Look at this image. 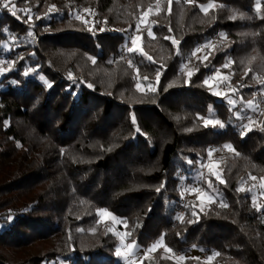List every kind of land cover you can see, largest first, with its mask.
Wrapping results in <instances>:
<instances>
[{
	"label": "trees",
	"instance_id": "trees-1",
	"mask_svg": "<svg viewBox=\"0 0 264 264\" xmlns=\"http://www.w3.org/2000/svg\"><path fill=\"white\" fill-rule=\"evenodd\" d=\"M164 1L149 18L154 38L141 30L143 51L131 53L125 50V31L142 25V11L154 0H16L17 8L31 9L17 16L0 8V57L10 61L0 73V164L7 161L0 166V264H125L116 255L120 241L111 232L70 236L64 248L30 252L38 240L68 233L72 222L50 214L68 208H91L79 219L87 223L96 222L99 209L108 210L126 222L128 241L142 247L163 236L173 252L203 249L217 264H264V200L255 201L258 212L252 192L247 187L237 191L249 176H264V109L245 130L229 110L225 96L232 92L215 95L203 83L219 69L242 87L233 95L238 102L260 93L264 0H214L218 3L207 13L198 3L209 0ZM215 30L226 38L209 48L206 61L192 71L184 69ZM30 31L38 34V46L31 43ZM228 60L231 64L224 67ZM29 68L33 71L24 75ZM157 68L156 91L138 93L137 82L157 81ZM212 113L225 127H204L202 118ZM18 121L30 126L37 139L55 144L49 153L63 169L73 205L70 200L62 210L55 203L58 197L49 196V185L42 187L52 158H45L43 147L35 146ZM225 144L234 149L218 165L226 183L212 173L199 183L220 192L227 207L212 203L193 215V202L182 190L192 183L209 148ZM145 259L142 264L173 263L165 249ZM199 262L191 254L182 264Z\"/></svg>",
	"mask_w": 264,
	"mask_h": 264
},
{
	"label": "rangeland",
	"instance_id": "rangeland-1",
	"mask_svg": "<svg viewBox=\"0 0 264 264\" xmlns=\"http://www.w3.org/2000/svg\"><path fill=\"white\" fill-rule=\"evenodd\" d=\"M163 2H165V1L164 0H154V2L150 6L145 7V9L142 11V18H141L142 25L140 26L141 30L145 29L148 32V28L151 27V25H152V22L150 23L149 18H151V16L156 15L159 12ZM208 3H212L213 5H216L218 2L214 1V0H209V1H206L204 3H198V5L201 6V5H205ZM167 4H169L168 0H167ZM86 10H87V8H86ZM86 10L85 9L81 10V12H80L81 16H83L82 12H85ZM94 13L95 12L93 11L92 17L96 16ZM86 17H87V15H86ZM92 17H90V18H92ZM30 23H33V22H30ZM101 24H102V22H101ZM134 30L135 29H133V30L128 29L125 31L126 36H127V41L125 43V50L126 51H127V47L132 46L129 38L135 34ZM32 33H33V35L29 36V39L33 45L38 46L39 45V36H38V34H36L34 32H32ZM219 33H220L219 30L213 31V33H211L205 37L206 41H208V42L211 41L214 44L216 41L220 40V38H221L219 36ZM143 43H144V38L142 37V39L137 42V45H138V51L137 52L143 51V48H142ZM20 45H24V42H20ZM11 46H12L11 42L5 43L6 50L10 49ZM205 55H207V56L209 55V48H202L200 55H195V56L189 57V59L184 62V65H183L184 69H189L190 71H192L193 68L196 67V64L198 62H200L199 58L203 57ZM3 56L0 57V69H3L4 70L3 72H5L10 67V61L6 60ZM127 59H128V56H126L125 60H127ZM217 70L219 71V69H217ZM217 70H214L213 74H212V76L214 75L216 77V79L210 80V84L212 85L214 92H219L220 96H224L227 93V91L232 92V94L226 95L225 98L231 97L237 101V99L234 98L233 95L236 94L238 89L239 90L242 89V87L238 86V85H234L233 83L229 82L225 72L219 71V75H217ZM156 79H157V77H156ZM257 81H259L261 83V81H264V78L260 77L257 79ZM157 82L158 81L150 82L147 80L146 82L143 83L140 81L139 83L141 84V89H143V90H138L136 88V84L138 82L135 84L134 88H135V90L138 91V93L143 92V91H149L147 85L151 84L153 87L156 88ZM261 88H264V83H261L260 89ZM232 89H235V91H232ZM256 92H257V90L254 91L255 96L254 95L253 96L245 95L246 98H244L243 103H240L237 101L236 107L234 108V112L235 113L239 112L241 108H243L247 105L248 101H253V108L248 110L247 112L242 113V115L250 116V117H252V120H253V118H257L259 116L260 111L262 109H264V94H262L260 91H259L260 93H258V94ZM226 100H227V98H226ZM207 118L216 119L217 117L215 114L212 113ZM242 121L244 122V124L249 123V121L247 119L242 120ZM5 122H7V123H5ZM5 122H4V126L7 127L10 124V121L6 120ZM18 123H20V125L24 129V134L30 135L31 140L34 144H36L35 145L36 147H39V149L41 147H43L44 151L48 154L47 157H45V158H47L48 160L50 158H52V161L49 162V165H47V173H48L47 177L49 178V180H48V182H44L41 185H42V187H45V188L47 185H49L47 191L48 190L53 191V194H51L49 196H51V197L54 196L55 198L58 197V199L55 203H56V205H60L62 210H64V208H67L68 205L70 204V202H69L70 200H71V203L73 202V199H70V197L67 196L66 190L68 189V187H67L68 184L64 183L66 178L63 176V169L57 166L58 164H56V162L54 160L56 158L54 157V155L51 156L49 153V151L51 152V150L54 149L55 144L48 139H45V140L37 139L34 135H32V131H31L30 126H27L25 122L18 121ZM250 127H252V124L250 125ZM245 130H247V129H245ZM7 144L8 143H6L5 146ZM209 149H213L216 151H213L212 156L211 157L207 156V158L204 161L199 160L200 166H199V168H196L192 174V179H191L192 183H189L188 186H186L185 189L182 190L184 198H187L189 201L193 202L192 207L195 209L193 211L195 213L199 212V211H203L204 209L207 208V206H209L212 203L221 204V202L222 203L224 202L222 194L220 192L216 191L215 189L209 191L201 183H199V179H203L204 181H207L206 179H209V175L211 173L212 174L213 173H219L218 172V165L221 162V160L225 158L226 154L229 153L228 149L223 147V146L210 147ZM5 163H7V161H5V162L2 161L0 166L5 165ZM202 163L204 165L203 168L201 167ZM210 163L215 165V167L212 169L211 173L209 172V169L207 167V165ZM252 176H254V175H252ZM252 176H249L246 179V181L244 182L243 188L247 187V189H251L252 198L255 197L256 202L264 200V188L261 187V185L264 184V176H262L261 178L255 176V177H257L256 180H252L250 178ZM182 180L183 181L186 180L184 175H182ZM195 189H202L206 195L215 194L216 195L215 202H209L206 198L199 199L198 197L201 196V193L198 191H195ZM39 190L40 189L36 188L33 191H39ZM70 190L71 189L69 187V191ZM67 197L69 199H67ZM71 205H73V203ZM90 209L91 208H89V209L83 208V210L75 211V210H71V208H68V210L63 212L62 214L60 213V211L57 212L56 214L51 212L50 213L51 215H55V216L58 215L57 217L61 218L65 222H72V224L68 223L69 225H67V227L71 226L72 228L68 231L67 234L61 233V234L56 235L52 238L50 237L49 239H42V240H38V241L36 240L37 242H35L34 244H32L28 247L30 252L32 251L33 253H36V252H41V251L44 252L46 250H52V249L54 250V249H57L61 245L64 248L66 246L65 244L68 243L70 236L83 239L82 237L87 238L88 237L87 235L92 236V235L97 234L98 232H102V233L103 232H111L112 234L115 235L116 238L119 239V241H120V244H119L120 247L119 248L121 250V255L123 257V261L125 264H142V260L144 258H146L145 259L146 261L153 259V258H155V256H157V253L161 249H163V250L165 249L164 246H160L157 249H155V250L147 253V255H145V250L150 248L151 245L154 244L159 239L158 238L155 241H151V242L147 243V246H145V247H142L137 242H135L139 246V251L136 252L135 254H131V250L128 249L126 247V245L132 244L133 241H128L126 224L121 223L124 220L121 218L115 217L111 213L112 214L111 218L102 219L99 216L95 223L91 222L92 224L87 223V222H83V220L79 221L81 216L86 215V214H90L92 212V210H90ZM99 210H101V209H99ZM197 210H199V211H197ZM182 216H183V214H182ZM73 234H75V235H73ZM191 254H193L195 257L199 258L200 264H217L214 261V258H211L209 260V256L207 255L206 251H204L203 249L202 250H196L195 252H193L192 250H186L182 253H180L179 251H176V252L172 251L171 253H169V256L172 259V261L171 260L170 261L173 263H170V264H177V263L182 264V261H178L176 259V257L181 256V255L184 257H187Z\"/></svg>",
	"mask_w": 264,
	"mask_h": 264
},
{
	"label": "snow or ice",
	"instance_id": "snow-or-ice-1",
	"mask_svg": "<svg viewBox=\"0 0 264 264\" xmlns=\"http://www.w3.org/2000/svg\"><path fill=\"white\" fill-rule=\"evenodd\" d=\"M188 2H191V0H188ZM168 3H169V5H171V4H172V0H168ZM200 7H201V10H202L203 12L207 13L208 10H209V9H212L213 7H215V5H213L212 3H208V4H205V5H201ZM221 7H223V6H221ZM0 8H2V9H7V10H8L13 16H17V13H18V12H25V13H30V12H31V9L17 8L16 0H0ZM54 8H55V5H53L52 8L49 9V14L51 13L52 9H54ZM169 11H170V9H169ZM257 11H259V3H258V2H257ZM40 18H41V17L37 16V19H40ZM77 18H79V17H77ZM229 18H230V19H236L237 17H236L235 15H232V16H230ZM240 18L243 19V18H245V17L243 16V14H241V17H240ZM246 18H247V19H252L251 16H248V17H246ZM31 19H32L31 15H28V20H31ZM3 31H4V32H7L8 30H7V28H5V29H3ZM169 31L171 32V28H169ZM134 33H135V34L129 38L130 41H131V45H132L131 47H127V51H128L129 53L134 52V51H138V45H137V42L140 41V40L142 39L141 28H140V24H139V23L137 24V26H136V28H135V30H134ZM28 35H29V36H32L33 33L30 31V32L28 33ZM148 36H149L150 38H154V34H153L152 31H151V27L148 28ZM219 36H220L222 39H223V38H226V33L221 32V33H219ZM165 39H169V40H171V42H172L173 45H177V46L179 45V41L176 40L174 37L166 36ZM212 47H214V45H213V43H212L211 41L206 42L203 46H201L200 48H197V49L192 53V55L195 56L196 52L201 51L202 48H212ZM141 54H142V53H141ZM90 59H91V58H90ZM146 59L152 61V57H151V56H146ZM199 59L201 60V62H203V61H206V60L208 59V56L205 55V56H203V57H200ZM253 59H254V58H253ZM153 62H154V61H153ZM93 63H95L94 60H93ZM131 63H132V62L129 61V64H131ZM230 64H231V60H228V61L225 63L224 67H228ZM205 67H207V65H205ZM3 71H4L3 69H0V73H2ZM31 71H33V69H31V68L27 69V70L24 72V75H28V73L31 72ZM156 71H157V81H158V80H159V75H160V68H157ZM191 75H192V73L190 72V73H189V78L191 77ZM217 75H219V71H218V70H217ZM246 75H247V73H246ZM40 78H41L42 80L44 79V77H40ZM145 79H146V78H145ZM212 79H215V77L213 76V77L206 78V79L203 81V83H204L205 85H208V86L211 88L212 85L210 84V80H212ZM218 83H219V82H218ZM261 83H264V81H261ZM50 86H51V85H49V87H50ZM89 87H91V85H89ZM147 87H148V90H149V91H152V92H155V91H156V88L153 87L151 84H148ZM136 88H137L138 90H143V89H141V84H140L139 82L136 84ZM232 91H235V89H232ZM259 91H260L262 94H264V88L259 89ZM214 94H215V95H220L219 92H215ZM253 95L255 96V93H254ZM226 98H227V102H228V104H229V106H230V109H229V110L232 111V110L236 107L237 101L234 100V99L231 98V97H226ZM257 106H258V105H257ZM252 108H253V101H248V102H247V105H246L245 107L241 108L239 112H236V113H235V115H236V117H237L238 119H240V120H245V119H247V120L249 121L248 124H244V125H242V127L245 128V129H247V130H251L250 125H251V123H252V117L242 115V113L247 112L248 110H250V109H252ZM209 110L211 111V106H209ZM202 119H203V125H204V127H208V126H210V125L213 126V127H215V126H217V125H219V127H221V128L225 127V125H224L219 119H211V118H202ZM133 122H135L134 118H133ZM5 123H7V122H5ZM262 130H264V129H262ZM137 131H139V129H137ZM187 131H192V129H187ZM243 134H246V132L243 133ZM224 147L227 148V149H229V150L234 151L233 146H232L231 144H225ZM213 151H216V150H213V149H209V150H208V156H209V157L212 156ZM237 155H239V154L237 153ZM187 162H188L189 164L192 163L191 160H188ZM201 167H202V168L204 167L203 163L201 164ZM207 167H208V169H209V172L211 173V172H212V169L215 167V165H213V164L210 163V164L207 165ZM213 174L216 176V179L219 181V183H221V184H225V183H226V181H225L224 179L221 178V175H220L219 173H213ZM250 178H251L252 180H256V179H257V177H255V176H252V177H250ZM161 187H164V185L162 184ZM261 187L264 188V184H262ZM208 188H209V189L213 188V185H212L211 180L208 181ZM160 190H161L160 188H157V192H159ZM195 191H198V192L201 193V196L198 197L199 199L206 198L209 202H215V200H216V195H215V194H212V195H206V194L203 192L202 189H195ZM237 191H238V192H240V191H245V189H244L243 187H240V188L237 189ZM249 191H251V189H249ZM185 206H187V205H185ZM221 206H222V207H227V205H226V204H223L222 202H221ZM253 207H255L256 210H257L258 212L261 211L260 206H258V205L255 203V197H253ZM98 215H99L102 219H108V218H111V216H112V214H111L110 212H108L107 210H104V209L98 210ZM193 215H195V212H193ZM189 222H191V221H189ZM121 223H125V224H126V222H124V221H122ZM129 235H130V233H129ZM160 246H164V247H165V250H166L167 252H169V253H171V252L173 251L171 248H169V247H167L166 245H164V237L161 236V237H160V238H159L154 244L151 245L150 248H148L147 250H145V255H147V253H149V252H151V251L157 249V248L160 247ZM126 247H127L128 249L131 250V254H135L136 252L139 251V246L135 243V241H133L132 244H128V245H126ZM116 255H117V256H120V255H121V250H120V248H117V249H116ZM215 255H219V253H215ZM211 258H212V257H209V260H210ZM57 259H59V258H57ZM176 259H177L178 261H183V260H185V257L181 255V256L176 257ZM52 264H56V261H53Z\"/></svg>",
	"mask_w": 264,
	"mask_h": 264
}]
</instances>
